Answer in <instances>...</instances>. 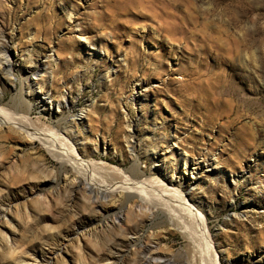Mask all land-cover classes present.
I'll return each mask as SVG.
<instances>
[{
	"label": "rangeland",
	"instance_id": "rangeland-1",
	"mask_svg": "<svg viewBox=\"0 0 264 264\" xmlns=\"http://www.w3.org/2000/svg\"><path fill=\"white\" fill-rule=\"evenodd\" d=\"M1 36L12 42L17 67L1 85V106L24 111L22 71L40 62L48 69L35 87L52 99L68 95L71 113L86 114L70 132L66 116L32 102L26 132L0 128V209L18 223L10 228L0 214V227L12 232L0 244L1 262L56 264L48 253L60 249L73 262L96 264L109 236H82L108 219L93 206L112 205L85 187L68 190L78 170L61 166L42 143L59 130L84 159L104 166L129 168L134 146L153 180L181 175L183 159L197 166L181 184L191 181L186 196L199 205L214 252L206 256L180 225L145 210L138 235L115 246L118 264H149L146 256L158 264H264V0H0L5 42ZM127 217L132 224L135 214ZM77 236L83 257L74 254Z\"/></svg>",
	"mask_w": 264,
	"mask_h": 264
},
{
	"label": "bare ground",
	"instance_id": "bare-ground-1",
	"mask_svg": "<svg viewBox=\"0 0 264 264\" xmlns=\"http://www.w3.org/2000/svg\"><path fill=\"white\" fill-rule=\"evenodd\" d=\"M66 13L69 19L74 16L72 10L66 9ZM77 34L81 39L85 40L87 44H91L89 39L83 35L84 33L82 32V29L79 30ZM1 38L4 37L1 36ZM4 39L5 42L0 39V90L4 81L12 82L11 79H14L13 71H17L12 53L8 51V46L11 45L12 42H10L9 39ZM14 46L15 45H13V50L15 49ZM47 69L48 67L46 65L39 62L38 64H35L34 67H27L24 71H22L21 83L25 90H27V95L30 97L26 99L20 98V102L26 105L25 109H22L24 111L20 114L10 113L11 111L9 112L6 107L1 106L0 103V128L2 125H8L9 127L17 128L18 131L22 130L26 132V130H28L26 128V123L29 120V107L31 106L32 102H35L38 108L42 111H45L48 115L53 114V116H66L68 119H66L65 123L63 122L65 125L63 126V129H73L72 125L75 123V120L82 124V118H84L86 114L83 113L82 108L79 109L75 114L71 113L73 111H71V109L74 106V102L72 99H68V95L61 93L58 95V99H52L50 91L44 89L42 90L40 87L39 90L36 88V85H38L39 82L38 80L36 81L35 77L38 76L40 72H44V74L47 73ZM50 73L51 72H49V74ZM40 77L41 79L44 78L43 76ZM2 115H5L6 118H3ZM24 125L26 127H24ZM71 129L69 130L70 132ZM70 137L71 136H65L61 134L59 130H56V133L49 131L44 136H42V143L47 148V150L50 151V153L59 161L60 165H71L75 169L73 171L78 170V173L80 174L77 177L78 179L75 180L76 183L72 182L69 184L70 189L68 190H71V192L75 190L80 191L85 187L89 193L95 195L96 197H103L104 201L107 200L112 205L110 208H105L103 205H99L102 203H96L99 206L95 204L93 207H95L97 212H103L102 209H105L107 211L108 219L104 220L103 222L100 221L99 218L96 219L98 220L99 225L95 226L92 231L90 229L82 235L92 239H95L96 237L101 239V237L105 236V234L109 235L106 239L104 238L105 240L102 239L103 242H101V251L95 254L93 263L118 264L120 256L119 252L115 249V246H122L124 243L129 244L132 241L131 238L138 235L136 228L140 226L142 221V216L140 213L145 210L151 215L158 213L163 217L162 219L168 220L171 225H180V227L183 229L184 236L190 241H198L201 245L204 244L203 248L205 247L206 251L204 253H206V256L209 255L210 252H214L211 241H208L206 237V230L204 228L205 221L203 214L200 213L199 205L194 203L186 196V193H188L190 189L191 181L187 180L183 186L181 184V175L185 173L186 168H191L190 164H192L188 163L187 159H183V171L178 177H168L163 173L161 174L163 179L155 178V180H153V178H148L145 170L138 166V158L133 152L134 146H128L130 156L129 158H131L130 167L122 169L113 165L104 166L102 164L104 162L95 163L84 159L83 155L80 154L74 146V141L70 140ZM164 157L165 156H163V159ZM196 168L197 166L191 168V176L194 171H196ZM192 178L194 177L192 176ZM1 190L2 189L0 187V206L3 205ZM255 190L258 191V187H256ZM15 210L17 212V209ZM113 210L125 211V215L123 217H119ZM130 213L135 214V220L132 224H129L130 220L127 217V215ZM0 214L3 217L4 224L8 225V227L13 228L14 226H18V223L13 219L14 217L12 218L8 216L1 209ZM89 223L91 224L94 222L90 220ZM5 228L4 226L0 227V244L4 240L7 241L6 237L12 236L10 235L12 232L7 231ZM6 246L9 248L10 244ZM80 246V237L77 236L75 240V248L77 252L74 253L76 257H83L84 255L81 253ZM1 254L2 250L0 245V257L2 256ZM48 254L49 256L54 257L56 264L58 262L61 264H78L77 262H73V260L66 259V257L62 254V250L60 251V249H51ZM149 255L151 256V254ZM144 260L149 264H152L150 263L151 261H153L154 264H158L157 258H150L146 256ZM210 260H213L210 262V264H219V259L217 260V258L215 260L214 258ZM7 261H0V264H13L12 260V262ZM34 262H40L38 256H34Z\"/></svg>",
	"mask_w": 264,
	"mask_h": 264
}]
</instances>
